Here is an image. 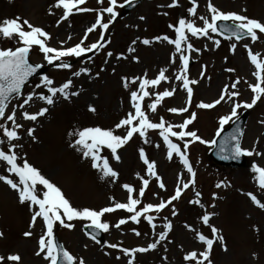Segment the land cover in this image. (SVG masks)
<instances>
[{"label": "rangeland", "instance_id": "1", "mask_svg": "<svg viewBox=\"0 0 264 264\" xmlns=\"http://www.w3.org/2000/svg\"><path fill=\"white\" fill-rule=\"evenodd\" d=\"M192 2L193 0H178V6L167 7L171 0H143L135 9L124 13V7H119L124 4V0H117V18L104 31V40L101 41L105 47L86 53L80 58H65L72 65L70 69L48 65L38 46H33L30 62L44 66L45 75L54 80V86L59 87L68 80L72 81V86L67 90V99L58 94L54 97V103L47 105L34 97L23 109L19 108V104L28 94H47V89L41 83L42 75L30 81L22 93L7 102L6 115L11 114L15 108L16 122L22 125L16 130L20 139L11 141V144L17 145L13 151L18 156V163L22 164L26 159L29 164L39 169L50 182L62 190L65 198L74 207L95 210L111 206L114 202H126L128 193L122 187L126 183L133 186V196L137 197L142 186L141 177L148 179L149 185L145 189V195L140 198L138 210L146 203L155 205L161 200L167 201L178 186V177L183 182H188L191 177L175 154L171 160L167 158V146L159 136V130L148 131L147 139L151 142L147 144L144 143V138L134 134L126 145L118 149L119 161L113 159L110 149L103 146L100 148L99 155L107 158L113 170L118 172L115 179L103 177L99 169L92 167L91 158L84 157V149L75 145L78 137L74 133L86 127H100L112 130L114 134L124 135L126 129H116L115 125L130 112L134 113L131 91L138 90L140 79H154L162 69L167 70L165 75L168 79L155 87L147 88L150 95L141 102L149 119L159 122L163 117L165 121L178 125L195 113V119L185 130L196 132L208 143L191 141L190 137H186L185 141L171 137L181 147L183 143L189 142L186 154L195 172V184L190 185L178 200L172 201L171 205L159 213H149L154 217L155 229L143 217L139 223L128 220L126 224L116 228L115 224L121 218L127 219L131 215L125 210L107 213L102 217L103 221L109 223L110 228L108 232H102L103 241L99 243L86 231L90 221L66 220V223L73 224L72 228H64L59 223L54 226V238L57 236L63 248L77 260L82 258L84 264H127L129 259L133 260V264H189L183 258L188 252L199 253L206 248L196 238L197 232L214 241L209 252L211 264H264V209L256 206L247 195L252 193L264 203V190L258 187L251 167L253 163L264 167V97L251 109H237L238 116L232 118L223 128L225 130L230 127L243 112L249 113L241 144L242 149L254 153L251 156L246 155L248 165L241 169L222 168L214 164L209 156L215 146L211 142L218 137L216 132L220 128V118L230 116L235 103L243 105L251 102L254 94L248 85L256 83L253 76L255 68L248 59L245 45L264 58V34H258V40L252 42L248 36L229 39L219 31L199 37H192L186 32L188 42L199 50L185 52L189 56L188 78L197 81L196 84L189 85L193 89L189 102L182 82L175 79L180 67L175 46L155 38L168 36L175 39L174 27L178 26L181 18L194 20L197 27L203 26L199 17L211 19L207 8L209 0H195V16L189 15L187 11L192 7ZM211 3L223 12H235L264 22V0H211ZM55 4L56 0H0V21L16 17L27 19L32 25L41 27L50 34L48 46L66 48L74 46L84 38L87 28L95 22L98 13L102 15L103 22L110 19L108 13H100V9L109 6L108 0H85V4L79 7L92 11L74 10L66 20L61 19L63 9L55 7ZM169 25L174 27L170 28ZM25 30H28L26 26ZM100 33L99 27L89 33L84 41L85 45L97 42ZM143 39L150 40V43L144 45L141 43ZM134 40L135 44L132 43ZM217 40L219 45L214 43ZM233 44L236 45L234 51ZM17 46H21L18 38L6 40L0 37V49H14ZM130 47L135 51L129 52ZM107 52H112L113 55L108 57ZM173 59L175 63H172ZM80 68L89 71L74 76L73 73ZM226 69L234 71L229 72ZM134 79L135 84L131 83ZM237 79L240 83L236 89L229 88V93L238 91V97L231 100L226 97L211 109L197 107L201 102L213 103L222 94L225 86H230ZM126 81L127 88L124 87ZM37 84H41V87L37 88ZM172 89H175L173 95L164 98L157 105L155 113L149 111L148 105L155 100L156 93ZM72 92L77 95H71ZM45 107L48 111L36 121L22 118L23 111L35 113ZM90 107L95 111H90ZM173 107H187L188 111L180 114L168 111ZM0 123H6L11 128V122L6 121V116L0 119ZM29 128L34 129L35 139L28 136ZM174 130L179 131L178 128ZM0 140L4 141L0 144V150L7 151L9 142L3 136L2 130ZM141 148L150 161H155L157 174L165 184L164 189L159 187L155 177L147 175V166L139 156ZM257 152L260 155H256ZM0 175H8L18 182L14 174L6 172L4 162H0ZM218 183L221 185L219 188L216 187ZM37 191L42 196V186L38 185ZM196 192L200 193L199 197H196ZM196 199H199V204L190 203ZM35 211H38V206L30 202L21 204L18 193L0 181V233H3L0 236V256L19 254V264H48L43 259V254L35 255L39 237L45 231L42 218H37L35 224H32ZM206 213L211 214L209 225H204L201 219ZM166 222L171 223V229L156 249L134 253L130 257L123 254L121 248L147 247L149 243L155 242L159 233L164 231L163 225ZM211 226L218 229V236H222L223 241L212 235ZM133 230L141 235H135ZM25 232L32 234L25 237ZM108 244H118V247L109 248ZM4 264L15 262L5 260Z\"/></svg>", "mask_w": 264, "mask_h": 264}, {"label": "snow or ice", "instance_id": "2", "mask_svg": "<svg viewBox=\"0 0 264 264\" xmlns=\"http://www.w3.org/2000/svg\"><path fill=\"white\" fill-rule=\"evenodd\" d=\"M102 2V0H98ZM132 0H124V4H120L119 7L123 8L125 4H131ZM85 0H56L55 7L62 8L63 14L61 19L66 20L73 11L77 12H87L92 11L86 7H79L84 5ZM108 7L100 9V13H108L110 19L108 22H103L102 15L97 14L95 22L87 28L84 38L80 42L76 43L71 47L54 48L48 46V41L50 40V34L46 32L43 28L32 25L27 19L21 20L20 17L16 18H5L0 21V37L11 40L13 37L18 38V42L21 46L13 48L0 49V119H4L6 116V121L11 122V128H9L6 123H0V130L3 132V136L7 138L9 142V147L7 151L0 150V162L6 164V172L8 174H14L18 178V182L14 179L9 178L8 175H0V181L4 182L11 189L15 190L18 193V199L21 204L25 202H30L32 205L38 206V211H35L32 216V224H35L37 218H42L45 231L39 237L38 241V251L35 253L37 256L43 254V259L48 262V264H60V261H63V264H84V260L80 258L77 260L69 251L63 250L54 239V226L59 223V225L64 228H72L73 224L66 223L67 221H73L75 219L90 221L89 227L96 230H101L103 232H108L110 225L108 222L102 220L107 213H113L117 210H125L131 215L127 218H121L116 224L115 227L119 228L121 225H124L131 220L133 223H139L141 217L148 222L149 225L155 229L156 225L153 223L154 217L149 215L150 212L159 213L166 206L171 205L172 201L178 200L182 192L186 189H189L190 185L194 186L195 184V172L193 171L192 166L190 165L189 158L187 156V150L189 147V142L183 143L182 147L178 143H174L171 137H175L179 141H185L186 137H190L191 141H199L200 143H208L201 139L196 132L185 130L187 126L190 125L195 119V113L191 114V118L184 119L182 123L174 125L164 120L163 117L160 118L159 122H152L148 115L142 108V101L145 97L150 95L149 91L146 89L149 87H155L160 84L161 81H166L168 77L165 75L166 69H162L159 74L154 79H140L139 88L136 91H131L130 98L132 108L134 113H129L126 118L121 119L116 125V129L125 128L126 133L124 135L114 134L112 130H105L100 127H86L82 130L74 133L76 137L75 145L80 146L84 149L83 156L91 158L92 167L99 169L103 177H111L113 179L118 177V172L113 170L110 166L107 158L101 157L99 155L100 148L107 147L111 150L113 159L116 161L120 160L118 155V149L126 145L132 138L134 134H138L141 138H144V143H150L147 139V133L149 130H159V136L163 139L164 144L167 146V158L171 160L173 154L179 158L180 162L183 164L184 168L190 174L191 179L188 182H183L178 177V186L175 189L173 195L169 197L167 201L161 200L158 204L146 203L141 209H137V206L141 204V199L145 195V189L149 185V180L142 178V186L139 188L138 196L134 198L133 193L135 189L129 184H124L122 187L127 191V201L124 203L114 202L111 206L103 207L99 210L91 209L85 207L83 209H78L74 207L68 199L65 198L62 190L56 186L54 183L50 182L39 169L29 164L27 160H23V163H18V156L13 151L17 145L11 144V141L20 139L17 129L21 128L22 125L16 122V109L13 108L11 114L6 115V108L8 107L7 101L9 97L13 94H20L22 87L26 84L29 77L37 72L38 69L42 68L41 64H35L29 62V53L32 50L33 46H38V50L43 54L44 60L48 65H55L60 69H70L72 65L66 61L65 58H80L86 53L93 52L94 50L103 49L105 47L104 43L101 41L104 40V31L109 28V24L112 23L116 18L118 13L115 11L117 6V0H108ZM178 6V0H171V3L167 7H176ZM197 5L195 0L192 2V7L188 8V14L191 16L196 15ZM208 11L211 13V19H206L205 17H199L203 21L202 27H197L194 20H187L181 18L178 21V26L169 25L170 28L174 27L175 39H170L168 36L156 37V40L167 41L169 44L175 46V53L179 54L180 67L178 74H176L175 79L182 82V87L187 92L188 101H191L193 96V89L189 85H194L197 83L196 80H190L188 78V64L189 56L185 52L199 51L195 49L191 43L188 42L187 33H190L192 37L199 36H208L209 33H216L218 31L217 22L218 21H232V27H225L224 32H230L231 36L228 38L231 39L232 36H235L237 39L241 37V34H246L250 37L252 42L258 40V34H264V22L249 18L246 15L237 14L235 12H223L215 7L211 0L207 5ZM143 19V17H141ZM59 23V21L57 22ZM25 26L28 30H25ZM99 27L101 30L100 38L97 42L85 45L84 41L87 39L89 33H92ZM139 39V38H138ZM133 44L136 43V40L132 41ZM144 45H148L150 40L143 39L141 41ZM216 45H219V41L214 42ZM183 45V46H182ZM236 45H232L233 51L235 50ZM245 48L248 49L247 55L251 64L254 66L255 71L253 76L256 79V83L249 84L248 87L251 89L254 94L251 98V102L235 103L231 109V114L223 116L219 120L220 128L216 132L217 136H220L223 128L228 124L232 118L237 117V109L243 107L245 109H251L254 105L257 104L262 97H264V58L261 57L260 53H253V51L248 48V45H245ZM129 52H134V48H129ZM112 52H107V56L111 57ZM120 57L118 56L117 59ZM172 63H175L173 59ZM89 70L86 68H80L79 71L74 72V76H79L81 73H87ZM226 71L232 72L234 69H226ZM41 83L44 88L47 89V94L44 93H30L26 98L23 99L22 103L19 104V108L23 109L28 105L34 97H38L39 100L44 101L47 105H52L54 103V97L58 94L63 96L65 99L68 98L69 93L67 90L72 86V81L68 80L64 82L59 87L54 86V80L47 75H44L41 78ZM131 83L135 84L136 80H132ZM240 83L237 79L230 86H225L222 90V94L217 100L213 103H199L197 105L200 109H211L215 105L220 104L222 101L227 99L231 100L234 97L239 96L238 91H231L229 93V88L236 89ZM37 88L41 87V84L36 85ZM124 87H128V82L124 83ZM175 89L164 90L162 92L155 94V100L148 105L149 111L155 113L157 110V105L166 97H171ZM71 95H77L76 92H72ZM90 111H95L94 108L89 109ZM48 109L40 108L35 113H29L28 111H23L21 113L22 118L25 120L36 121L39 116L45 115ZM168 111L176 114L187 112V107L182 108H170ZM179 129L176 131L174 129ZM34 129L29 128L27 130L28 136L35 139ZM71 134V133H70ZM232 141L234 144L229 149V142ZM4 141L0 140V144H3ZM211 143L215 144V141ZM158 147V145H157ZM183 149V150H182ZM230 151L231 155H222V159L237 158L242 155H253V151L244 150L239 144V139L236 133H229L224 136V139L220 143V152L225 153ZM260 155V153H255ZM139 156L143 163L147 166L146 173L149 176L155 177L156 181L159 184L161 189L165 188V184L162 182L161 177L157 174L156 163L155 161H150L147 157L143 148L139 149ZM252 172L255 174V179L258 187L261 190H264V167H261L255 163L252 164ZM42 186V196L37 191V186ZM217 188L221 187L218 183ZM196 197L200 196L199 192H196ZM251 201L261 209H264V203L257 199L256 195L252 193L247 194ZM215 198V194H214ZM190 203L199 204V199L190 201ZM175 209H173V215H175ZM210 215L204 214L201 219L204 225H209ZM164 231L159 233L158 239L155 242L149 243L147 247H138L133 249L121 248V251L125 256H132L134 253H143L149 250L157 248V245L164 241L168 235V232L171 229V223L166 222L163 225ZM135 235L140 236L141 233L135 231ZM211 233L213 236H216L218 240L223 241L222 236H218V229L215 226H211ZM31 232H25V237L31 236ZM3 233H0L2 236ZM95 239V236L92 237ZM196 238L203 242L206 245L204 251L196 252L190 251L183 258L185 261H188L189 264L195 262V264H211L209 259V252L213 247V239L207 238L205 235L197 232ZM99 243V241H97ZM109 248H117L118 244H108ZM21 257L19 254H10L7 257L0 256V264H4L5 260L10 262H15L19 264ZM119 259V257H117ZM127 264H133V260L129 259Z\"/></svg>", "mask_w": 264, "mask_h": 264}, {"label": "water", "instance_id": "3", "mask_svg": "<svg viewBox=\"0 0 264 264\" xmlns=\"http://www.w3.org/2000/svg\"><path fill=\"white\" fill-rule=\"evenodd\" d=\"M142 2V0H136L134 2H132L131 4H128L125 9H126V13L130 12L132 9L136 8L140 3ZM225 27H228L227 24H224L222 23L220 25V30L225 34V35H228V36H231V33L230 32H224L223 29ZM244 35L246 34H241V37H243ZM45 70L40 68L37 70L36 73H34L31 77L28 78V80L32 79L34 76L36 75H39L41 73H44ZM27 80V81H28ZM247 117L248 115L245 114L243 115L238 121H236L233 126L226 130L222 136L219 138L218 140V144H217V147L216 149L211 153L213 159L218 162L219 164H221L222 166L224 167H233V168H242L244 166L247 165L246 161L244 160L243 158V155L242 156H239L237 158H229V159H222L221 156L222 155H231L230 154V151L228 152H225V153H221L220 152V143L221 141L224 139V136L228 135L229 133H236L237 136H238V139H239V144H240V141H241V138L243 136V132H244V126L246 124V121H247ZM234 144V142L230 141L229 142V149L231 148V146ZM86 231L88 233H91L92 235L96 236L99 240H102V233L100 230H96L94 228H86ZM59 246L61 247V245L59 244ZM62 248V247H61ZM60 264H63V261L61 260L60 261Z\"/></svg>", "mask_w": 264, "mask_h": 264}]
</instances>
